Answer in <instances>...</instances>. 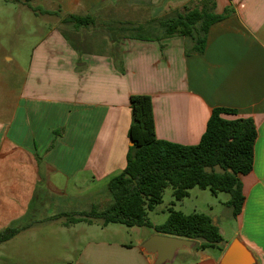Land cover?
<instances>
[{
    "label": "crops",
    "instance_id": "1",
    "mask_svg": "<svg viewBox=\"0 0 264 264\" xmlns=\"http://www.w3.org/2000/svg\"><path fill=\"white\" fill-rule=\"evenodd\" d=\"M50 1L56 11H46L59 12L65 25L69 15L91 17L88 26L72 25L77 34L93 27L107 28L108 35L92 42L97 50L90 52L81 48L84 40L74 43L59 28L35 48L5 115L0 102V209L20 206L0 228H19L14 237L79 235L75 257L58 258V264H154V255L142 249L153 229L70 222L111 203L108 183L124 170L131 146L130 97L147 95L156 137L172 143L198 144L215 108L234 110L225 119L254 122L258 137L252 170L240 177L245 199L234 216L237 229L229 240L219 229L223 241L216 248L182 250L181 264H222L234 239L264 264V0H212L215 15L229 13L210 26L201 54L189 53L188 38L153 32L160 20L200 9L206 0ZM119 10L139 16L117 18ZM110 29L122 35L115 38ZM132 30L144 31L138 37ZM19 169L25 199L9 195L4 203L3 182L17 186ZM35 222L51 227L38 230Z\"/></svg>",
    "mask_w": 264,
    "mask_h": 264
},
{
    "label": "trees",
    "instance_id": "2",
    "mask_svg": "<svg viewBox=\"0 0 264 264\" xmlns=\"http://www.w3.org/2000/svg\"><path fill=\"white\" fill-rule=\"evenodd\" d=\"M206 1L202 2L200 9L196 7L177 13L159 23L167 37L178 35L190 39L193 47L189 53H203L210 26L229 13L226 9L223 15H215L212 0ZM45 13L60 15L59 12ZM63 20L75 28L92 22L89 16L75 15ZM130 108L132 122L128 137L133 144L128 149L124 170L108 183L111 203L101 211L92 209L79 213L80 218L70 222L100 220L101 226L113 223L129 228H150L158 234L194 240L197 243L195 250L220 246L223 238L219 228L213 225L207 214H185L170 208L166 221L153 225L148 212L162 203L167 187H171L177 201L188 197L189 191L197 187L208 189L213 195L229 194L226 204L234 215L240 213L245 199L240 177L252 170L258 137L254 122L249 118L225 119L222 115L235 114L234 110L215 108L199 143L180 145L156 137L150 96L132 95ZM19 232L17 227L5 228L0 232V243L12 239Z\"/></svg>",
    "mask_w": 264,
    "mask_h": 264
},
{
    "label": "rangeland",
    "instance_id": "3",
    "mask_svg": "<svg viewBox=\"0 0 264 264\" xmlns=\"http://www.w3.org/2000/svg\"><path fill=\"white\" fill-rule=\"evenodd\" d=\"M54 5L55 3L50 0H0V102L3 104L1 108L4 115L14 101L24 76L28 73L30 59L35 48L40 46L43 39L51 33H53L52 36H58L57 30L60 28L74 43L77 40H84L81 44L82 49L94 52L97 47L94 43L93 47L92 42L99 41L102 37L106 38L108 35L107 28L105 31L102 28L95 29L93 27L86 30L83 28L77 34L72 25L62 23L61 16L45 13L48 8L56 11ZM116 16L117 18H129L130 16L131 19H136L139 13L126 14L119 10ZM130 23L133 25V22L130 21ZM110 31L115 38L122 35L119 29H110ZM134 31L132 30V33ZM141 31L136 30L134 34L138 35ZM160 31L164 30H154L153 33L157 34ZM23 171L24 169L18 170L16 174L19 177L18 185L15 187L16 180L13 182L4 180V187L2 188L4 203L9 195L16 197L18 195L20 200L25 199L26 189L22 180L24 175L21 177ZM229 199L230 196L227 193L213 195L208 189L196 187L189 191L188 197L177 201L172 195L171 187H167L163 194L162 203L148 212V219L157 225L162 224L166 221L170 208L185 214L204 213L211 217L212 222L217 223L219 229L224 230V239L229 240L238 227L235 215H232L231 208L226 204ZM94 203L97 204L96 201ZM11 207L13 211L11 208H6L4 204L1 205L2 220L0 225L9 223L20 208L16 205ZM53 209L54 207H52V212ZM49 224L35 222L34 227L38 230L50 229ZM3 230L4 228H0V232ZM147 231H150V228H143V232ZM31 233L14 237L10 242L0 244V264H58V258L75 257L76 248L81 246L78 241L79 235L76 237L67 235L43 236L36 232L35 235ZM81 237L83 240L87 239L85 236ZM184 253V251H180L172 264L183 263Z\"/></svg>",
    "mask_w": 264,
    "mask_h": 264
},
{
    "label": "water",
    "instance_id": "4",
    "mask_svg": "<svg viewBox=\"0 0 264 264\" xmlns=\"http://www.w3.org/2000/svg\"><path fill=\"white\" fill-rule=\"evenodd\" d=\"M133 143L130 142V145ZM214 226L217 223L213 222ZM196 241L177 237L154 234L144 241L142 249L150 255H154V264H170L176 259L178 252L191 249ZM222 264H256L251 252L238 240L234 239L227 248Z\"/></svg>",
    "mask_w": 264,
    "mask_h": 264
}]
</instances>
